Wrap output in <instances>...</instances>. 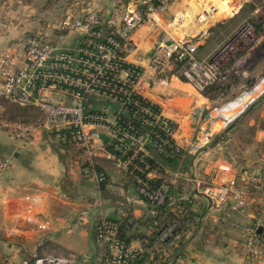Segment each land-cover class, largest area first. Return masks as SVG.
<instances>
[{
  "label": "crops",
  "instance_id": "crops-1",
  "mask_svg": "<svg viewBox=\"0 0 264 264\" xmlns=\"http://www.w3.org/2000/svg\"><path fill=\"white\" fill-rule=\"evenodd\" d=\"M34 1L0 0V21L11 26L0 28V56L8 55L15 68L24 66L25 37L43 27L46 29L65 13L62 11L57 20L46 21L47 13L53 15L51 10L40 8ZM81 1L102 13L113 10V0ZM176 1H171L162 18L171 17ZM220 8L229 12L224 4ZM215 16L211 12L201 16L199 21L206 24ZM5 17L11 22L2 20ZM168 22L149 23L136 32L134 56L137 61H143L160 41L171 40ZM198 43L202 48L203 40ZM199 52V58L206 56ZM168 82L164 84L166 88L163 84L154 87L141 84L140 92L177 124L175 141L179 147L187 149L200 130L216 121L205 119L220 116L217 108L234 99L230 100L232 93L226 91L216 97L210 96L205 92L211 88L209 86L198 89L175 79ZM176 83L184 90L168 86ZM110 108L115 109L114 106ZM40 115L34 106L5 103L2 109V116L11 122L34 124ZM231 121L234 124L231 122L226 128L215 126L214 135L220 137L214 136L216 138L213 137L199 156H189L190 162L184 163L183 170L165 174L149 172L151 179L164 180L168 187L164 190L170 189L169 208L173 212L190 214L186 242L174 264H264V252L259 260H254L246 245L259 213V192L251 189L242 214L233 209L232 203L217 204L210 196V192L215 196L234 177L264 173V97L248 110L232 116ZM93 127L101 133L103 142L110 141V132L105 127ZM222 129L224 132L220 133ZM0 155L10 163L0 182V264H21L45 253L70 256L74 264H94L100 248L93 234L100 212L120 224L129 216L139 223L147 220L149 207L138 194L135 178L118 168L108 149L96 152L95 161L106 178L100 183L94 177H85L84 168L89 163L85 155L51 142L45 131H38L30 144L17 142L0 132ZM98 199L101 206L95 204ZM153 230V225L146 227L144 224L128 228L126 234L132 237L130 249L141 250L140 235H150ZM259 240L264 248V236ZM152 258L151 255L145 264L162 262L153 263Z\"/></svg>",
  "mask_w": 264,
  "mask_h": 264
},
{
  "label": "built area",
  "instance_id": "built-area-1",
  "mask_svg": "<svg viewBox=\"0 0 264 264\" xmlns=\"http://www.w3.org/2000/svg\"><path fill=\"white\" fill-rule=\"evenodd\" d=\"M171 1L113 0V10L108 14L90 9L81 0L71 1L62 19L25 37L22 68H15L8 55L0 56V132L17 142L30 144L38 131H45L51 142L95 160L98 150H107L101 133L93 127L102 126L110 132L112 139L123 145L130 142L128 147H119L122 154L132 151L129 159L124 161L113 155L118 168L126 174L138 155L148 156L146 146L151 143L149 134L131 135L123 131L118 121L119 115L128 111L130 104L139 106L137 97L150 101L142 96L141 84L150 87L167 84V75L172 72V79L192 84L198 89L222 85L232 76L237 77L234 68L242 59L237 55L255 41L256 29L264 32V20L258 26L253 22L246 23L221 48L204 58L198 57L199 44L195 38L162 40L144 56L143 61H137L134 56L137 51L136 32L146 24L163 23L162 13ZM10 27L7 22L0 21V28ZM263 91L264 74L233 102L217 108L216 113L220 116L205 119L216 121L200 130L187 149L177 145L175 136L178 126L162 111L154 115L148 106H139L138 109L152 118L150 122L145 120V125H162L168 130L175 146L185 151L184 158L186 155L197 157L211 143L215 126L226 128L232 116L258 102ZM5 103L34 106L41 115L34 124L11 122L2 116ZM237 104H241L240 107H235ZM111 106L115 109L112 110ZM222 108L231 112L240 109L229 117V111L224 112ZM169 122L176 124V128L170 129ZM153 144L161 151L167 141ZM9 166V160L0 155V182ZM134 170L144 172L136 165ZM84 175L94 177L99 183L103 181L93 162L84 168ZM146 176L151 179L149 173ZM135 180L139 184V192L151 202L149 215L155 216L166 197L167 191L163 188L168 187L162 185L161 190L150 191L149 185L138 176ZM251 189L259 192L261 198L258 217L246 245L249 256L259 260L264 252L257 232L259 229L264 231V173L234 177L215 196L210 192V196L217 204L232 203L233 209L242 214ZM95 204L101 206V200L98 199ZM132 221L133 218L128 219L129 223ZM176 223L162 225L159 241L152 246L161 257L170 255L162 242L173 234ZM119 226V222L99 213L93 235L100 249L94 264H131L135 256L132 253L136 251L126 247L119 238ZM174 240L178 243L181 235H176ZM74 263V258L70 256L45 253L21 264Z\"/></svg>",
  "mask_w": 264,
  "mask_h": 264
},
{
  "label": "rangeland",
  "instance_id": "rangeland-1",
  "mask_svg": "<svg viewBox=\"0 0 264 264\" xmlns=\"http://www.w3.org/2000/svg\"><path fill=\"white\" fill-rule=\"evenodd\" d=\"M82 2L87 3L86 1ZM33 3L40 8H45L46 11L51 10L53 15L51 16L50 13H47L45 17L47 21L53 18L56 20L59 19L61 12L66 11L71 0H35ZM223 4L225 10L229 12L226 13L221 10L220 5ZM174 5L175 9L171 17L169 19L167 16L162 18L164 23L169 21L168 23L170 26L167 25L169 26V38H171V40H180L185 37H190L195 38L197 42L203 40L202 48L198 46L199 50H197V52L200 51L199 53L206 56H209L212 52L221 48L235 32L240 30L246 23L253 22L258 26V24L260 25V22L264 20V0H177ZM211 12L216 15L214 19L206 24L199 21L201 16ZM63 17L64 15L61 19ZM3 19L11 22L7 17L2 18V20ZM255 35V41L245 47V49L243 48L237 55V57L242 58L234 68L237 77L233 78L232 76V79L230 78L224 84L213 86L209 90H205V92H208L210 96L216 97L226 91L228 94L232 93L230 100L235 99L262 77L264 74V32L259 28L256 29ZM167 78L170 82L172 79V72H169ZM168 86H170V88L184 90V87L179 83L173 85L168 84ZM164 88L166 87L164 86ZM262 97H264V91L258 97V100ZM237 109L227 113V115L231 117L239 110ZM246 110H248V108L239 111L237 114H241ZM231 122L229 124H231ZM228 125L226 127H228ZM222 132H224V129H222L220 133ZM218 136L220 137V135L216 137ZM90 162H93V164L97 166V162L94 159L89 160V163Z\"/></svg>",
  "mask_w": 264,
  "mask_h": 264
},
{
  "label": "trees",
  "instance_id": "trees-1",
  "mask_svg": "<svg viewBox=\"0 0 264 264\" xmlns=\"http://www.w3.org/2000/svg\"><path fill=\"white\" fill-rule=\"evenodd\" d=\"M35 33V32H34ZM34 33L29 34L32 35ZM28 36V35H27ZM139 106H148L153 111L154 115L160 113L161 107L152 101H148L146 99H143L142 97L136 98ZM139 106H135L134 104H130L128 106V111L122 112L119 115V124L121 125V128L123 131H127L131 135L139 136L141 134H149L151 143L146 146V149L148 150V156L142 157V155H138L134 161L133 165L130 167L129 171L126 173L130 177L138 176L140 179H142L144 182H146L149 185L150 191H156L161 190V186L165 185L164 180L159 178H152L148 179L147 174L150 171H156L159 173L165 174L167 171H180L183 170L184 163L187 162L189 159V156L183 157L185 154V151L181 148H178L175 146L174 139H172L168 135V130L162 126V125H145L144 121H152V118L145 115L144 113L140 112L138 109ZM138 109V110H137ZM168 127L170 129L176 128V124L173 122H169ZM161 140H166L167 144L163 145V149L160 151L157 146H154L153 143L157 142L158 144H161ZM107 144V149L110 151L114 156L121 158L122 160L126 161L129 159V157L132 155V151H127L126 154H122V152L119 150V147L126 146L128 147L130 142H125L123 145L121 142L110 139V141L105 142ZM184 159V160H182ZM137 166L139 169H141L142 172H139L137 170H134V166ZM148 168L146 169V167ZM97 172L99 174H102L103 181H105V174H103L100 169L97 167ZM136 181V180H135ZM136 188L138 191L139 196L142 200H144L148 206L151 205L150 200L143 196L139 192V184L136 182ZM171 188V187H170ZM172 200V194H170V189L166 193L165 200L161 206H159L157 209V213L155 216H151L148 214L147 220L145 223H139L135 219L131 223L128 222L129 218H132L131 216L126 219L124 223L120 224V222L116 219H113L116 222H119V238L122 240L124 245L126 247H130L129 243L132 237L127 236L126 230L130 227H140L144 224V226H150L154 227L153 232L150 235H140V240L142 241V251H136L132 254H134V258L131 261V264H145L150 260V257L152 255L153 263H155L157 260L162 261L160 264H174L176 262V259L178 255L180 254V250L183 248L185 242H186V234L188 231V219H190V214L186 212H173L168 205H170V202ZM111 219V218H110ZM174 221L177 223L175 224V227L173 229V234L170 235L165 241L162 242V246L164 249H167L170 252L169 257L164 258L159 255L158 252L155 251V249L152 247L153 244L159 241V232L162 228V225H168L171 226L174 224ZM176 235H181V240L176 243L174 240V237ZM259 237L262 234H258ZM148 242H145V241Z\"/></svg>",
  "mask_w": 264,
  "mask_h": 264
},
{
  "label": "water",
  "instance_id": "water-1",
  "mask_svg": "<svg viewBox=\"0 0 264 264\" xmlns=\"http://www.w3.org/2000/svg\"><path fill=\"white\" fill-rule=\"evenodd\" d=\"M257 232L258 234H262L264 236V231L262 229H259Z\"/></svg>",
  "mask_w": 264,
  "mask_h": 264
}]
</instances>
